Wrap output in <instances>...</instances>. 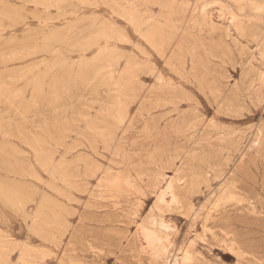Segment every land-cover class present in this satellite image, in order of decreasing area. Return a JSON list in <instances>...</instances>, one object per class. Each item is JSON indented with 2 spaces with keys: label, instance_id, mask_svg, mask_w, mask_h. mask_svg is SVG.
Segmentation results:
<instances>
[{
  "label": "rangeland",
  "instance_id": "1",
  "mask_svg": "<svg viewBox=\"0 0 264 264\" xmlns=\"http://www.w3.org/2000/svg\"><path fill=\"white\" fill-rule=\"evenodd\" d=\"M263 80L264 0H0V264H264Z\"/></svg>",
  "mask_w": 264,
  "mask_h": 264
},
{
  "label": "bare ground",
  "instance_id": "2",
  "mask_svg": "<svg viewBox=\"0 0 264 264\" xmlns=\"http://www.w3.org/2000/svg\"><path fill=\"white\" fill-rule=\"evenodd\" d=\"M113 2H114V1H113ZM116 2H117V0H116ZM255 7H256V8H259L260 6H259V5H256ZM134 9H135V8H134ZM216 10H217V9H216ZM209 11H210V10H209ZM141 20H142V19H141ZM96 55H97V54H96ZM263 81H264V80H263ZM89 156H90V155H89ZM117 178H118V177H117ZM117 178H116V179H117ZM121 181H122V180H121ZM121 181H120V182H121ZM114 182H115V181H114ZM233 183H234V182H233ZM234 186H235V185H234ZM100 197H101V196H100ZM251 205H252V204H251ZM151 224H152V223H151ZM154 224H155V223H154ZM170 230H171V229H170ZM154 232H155V231H154ZM149 233H150V232H149ZM156 233H157V232H155V234H156ZM144 237H145V236H144ZM150 238H151V237H150ZM224 238H225V236H224ZM224 238H223V239H224ZM227 238H228V237H227ZM164 239H165V238H164ZM153 240H154V239H153ZM166 242H168V241H166ZM236 243H238V242H236ZM233 244H234V243H233V240H230L229 242H227V245H230V247L234 249V245H233ZM168 245H169V244H168ZM227 245H226V246H227ZM161 249H163V251L160 253L161 256H162V254H165V255H163V256H165V257L167 258V260H164V263H165V264H185V263H186L185 261H183V262L180 263V261H179V256H178V255H174V253H173V255L170 254V255L172 256V258H171L172 260L169 261V260H168L169 253H168V251H166V247H163V248H161ZM240 249H241V248H240ZM166 254H167V255H166ZM238 255H239V254H238ZM171 256H170V257H171ZM180 256H181V255H180ZM243 256H244V255H243ZM170 257H169V258H170ZM181 257H182V259L184 260V257H185V256H181ZM181 257H180V258H181ZM188 257H189V256H188ZM238 257H239V256H238ZM163 259H164V258H163ZM182 259H181V260H182ZM188 260H189V259H188ZM190 260H191V259H190ZM168 261H169V262H168Z\"/></svg>",
  "mask_w": 264,
  "mask_h": 264
}]
</instances>
